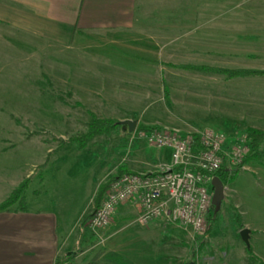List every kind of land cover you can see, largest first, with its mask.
<instances>
[{
	"label": "rangeland",
	"instance_id": "1",
	"mask_svg": "<svg viewBox=\"0 0 264 264\" xmlns=\"http://www.w3.org/2000/svg\"><path fill=\"white\" fill-rule=\"evenodd\" d=\"M106 39L87 36L80 46L87 47L85 45ZM34 45L37 47H31L32 50L29 47L21 51L0 50L2 72L8 76L21 73L22 80L13 83L11 79L7 89L0 92V154L30 148L24 144L34 140L31 143L37 144L31 147V154L35 162H40L42 146L50 149L52 152L33 169V173L38 180L46 167H52L56 178L53 184H47V188L51 196L55 195L58 205L71 207L68 210L71 215L79 209L82 199H89L91 190L109 171L110 180L121 167L139 172L147 169L142 164H133L136 160L133 153H152L160 149L147 147L144 140L135 136V131H140L139 126L158 127L154 130H169L180 135L214 130L223 133L230 145L245 138L248 128L264 132V78L227 79L222 74L182 68L254 70L253 51L246 49V46L252 48V44L226 43L221 45L222 49L193 53L200 59L212 61L213 66L176 65L169 57L170 63L164 67L165 73L158 76V81L132 83L134 99L128 98L129 102L139 104L146 99L150 102L148 107L136 109L118 107L116 99L105 97L102 93L106 91L99 88L85 91L86 79L91 80V86L105 84L101 81L104 76L95 71L98 67L91 70L86 64L89 50L55 48L50 51L40 48L39 42ZM157 52L152 50L151 57L158 59ZM173 52L169 51V54ZM93 54L98 55L94 57L96 59H104L110 52L104 50ZM95 79L97 81L93 82ZM94 92L98 98H92ZM148 93L150 96L146 98ZM90 114L118 123L136 121L137 126L133 133H128L126 126L119 125L109 134L88 142L77 154V144L69 139L86 132ZM191 127L196 129L188 132ZM183 128H186L185 132L181 131ZM65 145L64 152L55 155ZM20 164L23 170L27 169V163L21 161ZM228 166L225 162L221 169ZM221 182L225 187L224 198L216 214L211 208L203 236L166 217L143 225L137 222L136 214H125L99 231L84 225L74 264H120L112 255L120 256L127 264H215L227 251L235 257L245 253V264L248 253L238 236L241 215L235 207L249 205L251 216H257L264 224V159L248 162L238 171L227 173ZM29 197L31 192L27 194ZM252 255L264 263V252L263 258H258L253 251ZM214 257L212 261L210 258Z\"/></svg>",
	"mask_w": 264,
	"mask_h": 264
},
{
	"label": "crops",
	"instance_id": "2",
	"mask_svg": "<svg viewBox=\"0 0 264 264\" xmlns=\"http://www.w3.org/2000/svg\"><path fill=\"white\" fill-rule=\"evenodd\" d=\"M87 36L107 39L85 45L87 47L80 46ZM34 42L50 51L55 48L89 50L86 64L91 70L98 67L95 71L104 76L101 81L105 84L91 86V80L86 79L83 86L86 92L98 88L106 91L102 94L115 98L117 106L122 108L148 107L149 93L139 104L129 102L130 98L134 99L132 83L158 81V76L165 73L164 67L170 63L169 57L176 65L213 66L212 61L200 59L193 53L222 49L221 45L226 43L252 44V48L246 46V49L253 51L254 70L264 71V0H0V50L35 49ZM104 50L110 52L107 58H94L98 56L94 52L99 54ZM152 50L158 51V59L151 57ZM169 51L174 52L169 54ZM20 76L21 73L5 75L0 69V92L5 91L6 85L13 80V83L21 82ZM12 86L16 88L14 84ZM98 96L94 92L92 98ZM185 129L181 131L185 132ZM32 141L35 142L31 140L24 144L30 148L0 154V203L22 181L30 178L24 195L26 209L13 206L0 212V264H60L59 260L66 255L78 253L83 229L80 225L92 213L100 186L111 177L109 171L91 190L89 199H82L79 209L71 215L68 212L71 207L58 205L55 195L51 196L47 188V184H53L56 178L52 167H46L38 180L34 176L33 169L52 151L42 146L41 160L35 162L31 147L37 143ZM66 148L65 145L55 155L59 156ZM133 154L136 159L133 164H142L147 169L129 172L151 173L170 164V152L166 149ZM21 161L27 163L26 170L22 169ZM29 192L31 197L27 198ZM137 205L132 202L120 206L113 219L125 214L137 216ZM248 206L238 204L235 207L240 210L243 226L238 229V236L247 229L249 247L254 255L263 258L264 224L257 216H251ZM245 257V253L235 257L227 251L215 264H244ZM210 259L213 261L215 257Z\"/></svg>",
	"mask_w": 264,
	"mask_h": 264
},
{
	"label": "built area",
	"instance_id": "3",
	"mask_svg": "<svg viewBox=\"0 0 264 264\" xmlns=\"http://www.w3.org/2000/svg\"><path fill=\"white\" fill-rule=\"evenodd\" d=\"M134 134L151 147L168 150L170 164L156 172H128L110 181L85 226L102 230L111 224L120 206L137 202L139 224L166 217L203 236L212 208V178L225 162L229 173L241 164L248 153L245 138L230 145L223 133L214 130L193 135L169 130Z\"/></svg>",
	"mask_w": 264,
	"mask_h": 264
},
{
	"label": "trees",
	"instance_id": "4",
	"mask_svg": "<svg viewBox=\"0 0 264 264\" xmlns=\"http://www.w3.org/2000/svg\"><path fill=\"white\" fill-rule=\"evenodd\" d=\"M183 69H192L196 71H204L208 73H217L224 75L227 79H236V78H246V77H261L264 76V71H258V70H223V69H214V68H206V67H182ZM120 124L116 121L111 120H101L98 119L93 114H90V121L87 124V130L86 132L79 137H73L69 139L70 142L77 144V150L81 151L83 150L88 142L92 141L98 136L109 134L111 131L116 129ZM158 127H155L154 129H157ZM138 129L144 130V131H151L154 130L153 128H148L144 126H139ZM245 141L248 147V153L243 158L241 164L236 166L235 170L241 169V167L245 166L248 162H256L261 159H264V132L248 128L245 131ZM234 170V171H235ZM125 168L121 167L117 170V174L113 176L110 180H114L115 178L121 176L124 173H128ZM228 170L226 169H220L216 176L221 180L224 176H227ZM234 176V175H233ZM232 178V177H231ZM109 180V181H110ZM108 182L100 186L95 203H94V209L93 211L99 206L100 198L103 195V192L107 188ZM30 183V178L25 179L22 181L9 195V197L0 203V212L7 211L13 206H17L19 210H25L26 204L24 195L25 192L28 189ZM92 211V213H93ZM92 213L88 215L84 221L81 223L80 227H83L86 223V221L92 216ZM210 224V223H209ZM239 229H242L243 226L241 223L238 225ZM210 232V228H209ZM248 257L245 260V264H264L259 259L254 257L252 255L251 248H247ZM74 255L75 253H70L66 255L64 258L60 259L58 263H62L64 261H67L69 264H74ZM114 259H118L120 264H127V262L122 259L120 256L112 255ZM189 264V263H187Z\"/></svg>",
	"mask_w": 264,
	"mask_h": 264
},
{
	"label": "water",
	"instance_id": "5",
	"mask_svg": "<svg viewBox=\"0 0 264 264\" xmlns=\"http://www.w3.org/2000/svg\"><path fill=\"white\" fill-rule=\"evenodd\" d=\"M119 124L121 126H126L128 133H133L137 126V122L132 120H125L119 122ZM211 187H212V207L214 208V214H216L219 211L221 202L224 198L225 187L223 186V183L217 176L212 178ZM248 235H249V231L247 229H243L240 232L241 240L245 243L247 248L249 247Z\"/></svg>",
	"mask_w": 264,
	"mask_h": 264
}]
</instances>
